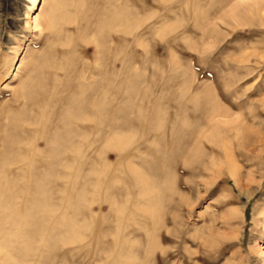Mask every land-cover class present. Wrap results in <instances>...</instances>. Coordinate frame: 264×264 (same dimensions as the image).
I'll return each mask as SVG.
<instances>
[{"label":"rangeland","instance_id":"1","mask_svg":"<svg viewBox=\"0 0 264 264\" xmlns=\"http://www.w3.org/2000/svg\"><path fill=\"white\" fill-rule=\"evenodd\" d=\"M239 2L0 0V264H264V19ZM72 109L102 122L84 165Z\"/></svg>","mask_w":264,"mask_h":264},{"label":"bare ground","instance_id":"2","mask_svg":"<svg viewBox=\"0 0 264 264\" xmlns=\"http://www.w3.org/2000/svg\"><path fill=\"white\" fill-rule=\"evenodd\" d=\"M239 4H241V5H245V6H249L250 4H251V6L252 7H250V8H248L247 7V9L250 11V13H251V15L253 14V13H256V14H258V15H260V16H262L263 17V19H264V0H240V2H239ZM34 6H36V2H34L33 3V7ZM233 10H235V9H233ZM233 10H231L230 12H232L233 13ZM128 12V14H130L131 12L128 10L127 11ZM125 14V13H124ZM235 15V14H234ZM252 16H256L255 14L254 15H252ZM260 16H258V17H260ZM251 18V17H250ZM35 21H36V18L34 19ZM130 43V42H129ZM128 48H129V52L131 53V44H129L128 45ZM112 59V58H111ZM110 60V59H109ZM115 61V60H114ZM116 76L117 75H115L114 73H113V75L111 76V79H110V82H111V87L116 83ZM108 78V77H107ZM109 80V79H108ZM109 82V83H110ZM87 85V84H86ZM90 87V86H89ZM88 87V88H89ZM84 88H86V87H84ZM85 90H88V89H85ZM85 90H83V91H85ZM108 90V89H107ZM110 90V89H109ZM114 90V89H113ZM90 91H92V90H90ZM98 91V90H97ZM99 93V92H98ZM104 94H105V92H103ZM113 93V92H112ZM92 94V93H91ZM100 94V93H99ZM99 94H95L94 95V100L97 102V105L98 104H100L99 103V100H97V99H99L98 97H99ZM110 94V93H109ZM56 95V94H55ZM113 95V94H112ZM53 96V95H52ZM106 96V94L104 95V97ZM110 97V96H109ZM90 98H91V96H90ZM89 98V99H90ZM92 98H93V96H92ZM112 98H113V100L112 101H114V96H112ZM111 98V99H112ZM100 99H102V98H100ZM111 99L109 100L108 99V101L107 100H105V101H107V102H109V103H111L110 101H111ZM92 100V99H91ZM104 100V99H103ZM101 101V100H100ZM88 102H89V100H88ZM88 102H86V104L88 103ZM103 102V101H102ZM101 102V103H102ZM75 104V103H74ZM86 104H85V107H86ZM106 103H104V105H105ZM76 105V104H75ZM74 105V106H75ZM79 105H80V101H79ZM84 105H82V107H83ZM111 106V105H110ZM90 107H92V105L90 104ZM89 107V109L91 110V108ZM97 107V106H96ZM103 107H105V106H103ZM102 107V108H103ZM76 108V107H75ZM74 108V109H75ZM78 108H79V106H78ZM98 108H100L99 106H98ZM98 108H96L97 110H98ZM109 108V107H108ZM112 108V107H111ZM110 108V109H111ZM80 109H81V107H80ZM84 109V108H83ZM221 109V110H220ZM219 109V111H217V109H216V112L213 114V115H211V119H214V120H217L218 119V121L219 120H223V122L224 123H226L227 121L226 120H224V119H221V118H228L229 117V115H228V111H226V109L225 110H223V108H220ZM79 111L78 109H75V111ZM109 110V109H108ZM107 110V111H108ZM112 110V109H111ZM111 110H109V111H111ZM223 110V111H222ZM75 111H73V109H72V111H70V113L71 112H74L75 113ZM82 111V110H81ZM86 111V110H85ZM94 111V110H93ZM101 111H103V109H101ZM104 111H105V109H104ZM103 111V112H104ZM95 112V111H94ZM63 113V112H62ZM67 113V112H66ZM64 113V116H65V118H66V115L69 113ZM98 113V112H97ZM100 113V112H99ZM106 113V112H105ZM104 113V114H105ZM66 114V115H65ZM72 114V113H71ZM70 114V115H71ZM82 114V113H81ZM92 114V113H91ZM90 114V115H91ZM104 114H101L102 115V117L104 116ZM62 115V114H61ZM69 114H68V118L67 119H63L64 120V125H65V131H63L61 134H59L58 136H57V142H58V140H59V143H57V145L58 144H62L63 143V145L64 146H67V147H71V146H73L75 149V151H73V152H71L72 154V156H70V157H68L67 155H66V153H62V155H59V156H61V158L64 160V161H66V160H69V161H77L78 163H79V165H84V164H86L88 161H90L91 162V158H89V156H87V155H85V153H87L88 151L87 150H89V149H95V150H97L96 148H98L99 147V145L101 144V140H102V138H101V133H102V122H101V118L100 119H97V120H95L93 123H91V124H89L88 122H89V117H88V119H87V117L85 118L83 115L81 116L80 114V116L79 117H75V115H77V114H75V115H73L72 114V118L71 117H69L70 116ZM95 116V115H94ZM98 116V115H97ZM91 117V116H90ZM218 117H220V119L218 118ZM64 118V117H63ZM91 119V118H90ZM94 119V118H93ZM204 126V125H203ZM89 133H92V139L90 138V139H88V136L90 135ZM89 134V135H88ZM202 135V134H201ZM56 141V140H55ZM54 141V142H55ZM44 142V141H43ZM46 143H49V144H51V143H53V142H50V141H48V142H46ZM60 144V145H61ZM53 145V144H52ZM51 145V146H52ZM59 145V146H60ZM56 146V145H55ZM57 147V146H56ZM62 146H60V148H61ZM135 147V146H134ZM62 149H63V147H62ZM61 149V150H62ZM67 149V148H66ZM70 149V148H69ZM37 151V150H36ZM84 151H87V152H85L84 153ZM51 153H52V151H50ZM59 152V151H58ZM68 152H69V150H68ZM67 152V153H68ZM83 152V153H82ZM96 152V151H95ZM98 152V151H97ZM100 152V151H99ZM90 153V152H89ZM56 155H57V153H55ZM70 155V154H69ZM45 156H43V158H44ZM52 157V156H51ZM23 159V158H22ZM35 159V158H34ZM36 159H38V157L36 158ZM52 159V158H51ZM62 159L60 160L61 162H62ZM39 160H41L40 158H39ZM202 160V159H201ZM36 161V160H35ZM59 161V162H60ZM94 161V160H93ZM68 162V161H67ZM49 163V162H48ZM63 164H65V162L63 163ZM67 164V163H66ZM69 164V163H68ZM64 167V166H63ZM67 167H68V165H67ZM75 167V166H74ZM74 169V168H73ZM44 171V170H43ZM42 171V172H43ZM80 171V170H79ZM79 171H76L77 173H79ZM45 172V171H44ZM48 172V171H47ZM41 173V172H40ZM71 173V172H70ZM74 173V172H73ZM48 174H49V172H48ZM53 174H55V173H53ZM52 174V175H53ZM45 175V173L43 174V176ZM47 175V174H46ZM45 175V176H46ZM58 175V174H57ZM60 176H62L61 174H59ZM58 175V176H59ZM72 175V174H71ZM48 176V175H47ZM46 176V177H47ZM57 176V177H58ZM78 176V175H77ZM42 177V176H41ZM63 177H65V176H63ZM74 177H75V175H74ZM67 178V177H66ZM69 178V177H68Z\"/></svg>","mask_w":264,"mask_h":264}]
</instances>
